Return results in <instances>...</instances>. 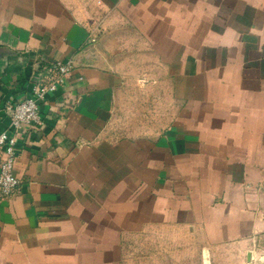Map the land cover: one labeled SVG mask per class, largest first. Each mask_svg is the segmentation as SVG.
<instances>
[{"label":"crops","instance_id":"crops-1","mask_svg":"<svg viewBox=\"0 0 264 264\" xmlns=\"http://www.w3.org/2000/svg\"><path fill=\"white\" fill-rule=\"evenodd\" d=\"M69 59L20 137L0 264H264V0H0V132ZM134 74L154 118H122Z\"/></svg>","mask_w":264,"mask_h":264},{"label":"built area","instance_id":"built-area-1","mask_svg":"<svg viewBox=\"0 0 264 264\" xmlns=\"http://www.w3.org/2000/svg\"><path fill=\"white\" fill-rule=\"evenodd\" d=\"M96 37H92L94 41ZM74 69L73 59L45 63L33 78L31 96L5 102L10 127L0 132V198L11 196L20 185L15 172L20 137L45 125L41 103L48 94L57 92L66 84ZM258 260L263 262L260 257Z\"/></svg>","mask_w":264,"mask_h":264},{"label":"rangeland","instance_id":"rangeland-1","mask_svg":"<svg viewBox=\"0 0 264 264\" xmlns=\"http://www.w3.org/2000/svg\"><path fill=\"white\" fill-rule=\"evenodd\" d=\"M99 2H101V0H98ZM88 2V6L90 3V0H87ZM89 22V21H87ZM129 87H131V89L133 90V100H132V112L129 111H124L122 112V118L123 120L126 119L128 121V119L131 118H135L136 120H142L144 121L145 119L151 117L154 118V115L156 114L154 111L152 112L151 115H149V113L144 112V108H145V103L143 101V89H142V83L138 78V74H134L132 75V78L130 79V85Z\"/></svg>","mask_w":264,"mask_h":264}]
</instances>
